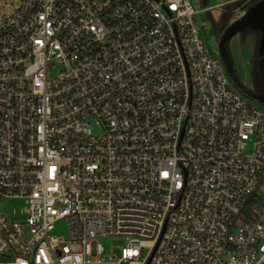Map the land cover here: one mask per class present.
Wrapping results in <instances>:
<instances>
[{"label": "built area", "instance_id": "obj_1", "mask_svg": "<svg viewBox=\"0 0 264 264\" xmlns=\"http://www.w3.org/2000/svg\"><path fill=\"white\" fill-rule=\"evenodd\" d=\"M201 6L0 14V264H264V103L232 86Z\"/></svg>", "mask_w": 264, "mask_h": 264}, {"label": "rangeland", "instance_id": "obj_2", "mask_svg": "<svg viewBox=\"0 0 264 264\" xmlns=\"http://www.w3.org/2000/svg\"><path fill=\"white\" fill-rule=\"evenodd\" d=\"M18 1L19 0H0V14L10 11L18 4ZM238 1L240 0H207L206 4L202 5L201 8H208L204 11H200L196 15L197 23H204L202 36L212 53H215L216 51V42L218 38H216L212 32L210 22L207 18V12L214 17L225 4H230V21H233L237 17L241 16L251 6V4L246 5L249 0H242L241 3H238L235 6L234 2ZM226 48L230 56L235 77L234 81H231L232 86L249 101L255 103L256 105H260L258 101L254 100V96L257 94L253 88L251 77V63L255 57L256 50L255 32L251 30L245 35H241L239 33L234 34L227 41ZM14 204V201H7L3 203L2 209L7 211ZM98 240L103 246L105 253H117L118 249L116 247L121 246L124 243L123 239L119 237H102L98 238Z\"/></svg>", "mask_w": 264, "mask_h": 264}, {"label": "water", "instance_id": "obj_3", "mask_svg": "<svg viewBox=\"0 0 264 264\" xmlns=\"http://www.w3.org/2000/svg\"><path fill=\"white\" fill-rule=\"evenodd\" d=\"M246 29L256 31L258 30L260 32V38L258 41V47L260 49L261 46L264 45V0H259L252 4L241 16L237 17L233 21H230L223 29L221 35L218 37L216 50L224 64L228 76L232 81H234L235 78L234 72L232 69L230 56L225 49L224 43L227 42L234 34L241 33ZM263 48L264 46L262 49ZM262 76L264 82V63ZM254 98L264 103V95H255Z\"/></svg>", "mask_w": 264, "mask_h": 264}, {"label": "trees", "instance_id": "obj_4", "mask_svg": "<svg viewBox=\"0 0 264 264\" xmlns=\"http://www.w3.org/2000/svg\"><path fill=\"white\" fill-rule=\"evenodd\" d=\"M241 1L242 0L238 2H234L235 6L238 3H241ZM257 1L259 0H249L246 3V5L254 4ZM206 2L207 0H200L201 5H205ZM230 7H231L230 4H225L221 8V10L218 12V14L214 17L209 12H207V18L210 22L212 32L216 38L221 35L225 26L230 22V10H231L229 9ZM249 31L251 30L246 29L244 32L241 33V35H245ZM226 43H225V46H226ZM263 63H264L263 56L259 54L256 48L255 57L253 58L252 63H251V66H252L251 67V77H252L253 88L257 95L259 94L264 95V82H263V76H262Z\"/></svg>", "mask_w": 264, "mask_h": 264}, {"label": "flooded vegetation", "instance_id": "obj_5", "mask_svg": "<svg viewBox=\"0 0 264 264\" xmlns=\"http://www.w3.org/2000/svg\"><path fill=\"white\" fill-rule=\"evenodd\" d=\"M252 5V4H251ZM252 31H254L255 32V34H256V48H257V50L258 51H260L259 52V54L260 55H262L263 56V62H264V48L262 49V47L264 46V45H262L261 46V48L259 49V47H258V41H259V38H260V32L257 30H252ZM244 32V31H243ZM242 33V32H241ZM241 33H239V34H241ZM218 38V37H217ZM218 40V39H217ZM226 43V42H225ZM225 43H224V46H225ZM216 44H217V42H216ZM225 49H226V51H227V53H228V50H227V48H226V46H225ZM228 55H229V53H228Z\"/></svg>", "mask_w": 264, "mask_h": 264}]
</instances>
